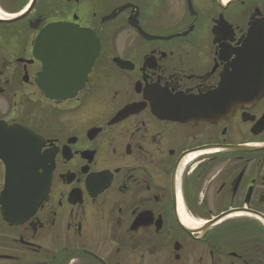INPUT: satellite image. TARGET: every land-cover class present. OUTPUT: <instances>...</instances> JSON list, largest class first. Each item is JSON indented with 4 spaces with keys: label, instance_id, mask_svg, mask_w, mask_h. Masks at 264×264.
Instances as JSON below:
<instances>
[{
    "label": "flooded vegetation",
    "instance_id": "af4514ba",
    "mask_svg": "<svg viewBox=\"0 0 264 264\" xmlns=\"http://www.w3.org/2000/svg\"><path fill=\"white\" fill-rule=\"evenodd\" d=\"M29 2L0 0V264H264V93L235 106L264 0ZM52 24L98 43L66 101L33 57ZM203 97L224 112L186 114ZM31 159L32 214L1 203Z\"/></svg>",
    "mask_w": 264,
    "mask_h": 264
},
{
    "label": "water",
    "instance_id": "95a60500",
    "mask_svg": "<svg viewBox=\"0 0 264 264\" xmlns=\"http://www.w3.org/2000/svg\"><path fill=\"white\" fill-rule=\"evenodd\" d=\"M35 2L36 0H32L30 6L24 10L28 12ZM22 16L12 20H18ZM96 45L98 43L95 38L92 40L91 34L84 30H77L69 24L48 25L36 37L33 44V57L42 62L44 72L42 75L52 76L55 84L61 86V95L59 92L56 95L51 92L47 95L49 99L70 100L83 87L85 79L81 73L85 69H91L97 54ZM92 46L94 47L93 55ZM82 53L85 54L82 55ZM235 68L249 71L240 75L247 76L246 78L235 82V106L258 100L264 93V41L261 36L248 32L241 48L235 51ZM74 75H78L76 81L73 80ZM44 84L53 85L54 82L47 81ZM209 102H213L214 107H209ZM222 102L225 103V100L221 97L190 99L186 114L196 119H208L224 112V107L221 108ZM37 166V162L31 159L25 177L6 178L1 196L2 204L12 203L14 210L21 209L22 205H28L29 209L25 208V210L30 214L34 212L42 201L41 192L43 188H48L50 180L47 175L36 174Z\"/></svg>",
    "mask_w": 264,
    "mask_h": 264
},
{
    "label": "bare ground",
    "instance_id": "6f19581e",
    "mask_svg": "<svg viewBox=\"0 0 264 264\" xmlns=\"http://www.w3.org/2000/svg\"><path fill=\"white\" fill-rule=\"evenodd\" d=\"M197 224H189L190 227H194L196 226Z\"/></svg>",
    "mask_w": 264,
    "mask_h": 264
}]
</instances>
